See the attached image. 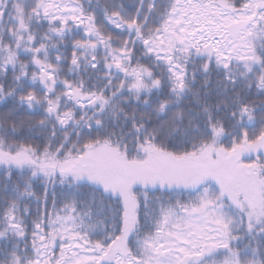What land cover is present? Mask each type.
I'll return each instance as SVG.
<instances>
[{
    "label": "snow or ice",
    "instance_id": "snow-or-ice-1",
    "mask_svg": "<svg viewBox=\"0 0 264 264\" xmlns=\"http://www.w3.org/2000/svg\"><path fill=\"white\" fill-rule=\"evenodd\" d=\"M0 264H264V0H0Z\"/></svg>",
    "mask_w": 264,
    "mask_h": 264
}]
</instances>
